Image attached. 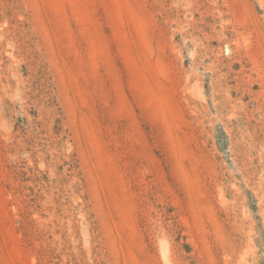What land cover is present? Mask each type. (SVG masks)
<instances>
[{"label": "rangeland", "instance_id": "rangeland-1", "mask_svg": "<svg viewBox=\"0 0 264 264\" xmlns=\"http://www.w3.org/2000/svg\"><path fill=\"white\" fill-rule=\"evenodd\" d=\"M0 264H264V0H0Z\"/></svg>", "mask_w": 264, "mask_h": 264}]
</instances>
